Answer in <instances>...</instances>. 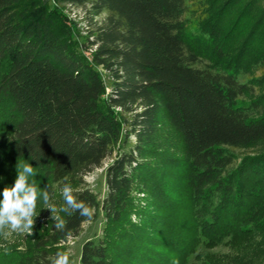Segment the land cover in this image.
<instances>
[{
	"label": "trees",
	"instance_id": "16d2710c",
	"mask_svg": "<svg viewBox=\"0 0 264 264\" xmlns=\"http://www.w3.org/2000/svg\"><path fill=\"white\" fill-rule=\"evenodd\" d=\"M187 1L0 0L8 154L40 173L41 191L62 194L67 177L94 209L90 221L63 213L65 231L53 222L26 243L23 263L50 264L100 216L103 237L83 242L79 264H183L199 245L264 227V76L239 81L264 68V0H207L194 43ZM64 7L84 12V36L63 17ZM200 56L210 62L205 68L194 67ZM242 97L250 101L239 103ZM165 124L182 141L191 211L183 231L172 229L173 261L158 231L179 204L153 163ZM107 160L100 199L84 177Z\"/></svg>",
	"mask_w": 264,
	"mask_h": 264
},
{
	"label": "rangeland",
	"instance_id": "374dc122",
	"mask_svg": "<svg viewBox=\"0 0 264 264\" xmlns=\"http://www.w3.org/2000/svg\"><path fill=\"white\" fill-rule=\"evenodd\" d=\"M207 0H188V11L185 15L186 33L190 36L192 43L194 40H200V35L204 31V10L207 7ZM63 17L74 27L76 33L84 36L86 33V22L84 12L79 9L64 7L62 9ZM249 23L243 24V30L246 31ZM201 61H198L194 67L205 68L209 65V61L200 56ZM264 76V68H257L253 71L245 72L239 76L241 83H247L252 79H261ZM255 91H260L261 87L255 85ZM250 101L248 97H242L239 103L247 104ZM7 130L0 124V193H2L5 186L14 184L17 170V163L10 157L7 151L6 134ZM133 143L134 139L130 138ZM238 157L246 154V151H235ZM159 168L165 171L164 183L162 186H170L171 192L178 202V207L175 209L173 205L167 210V217H171L169 224H164V228L158 231L163 238V251L167 255H171L172 261L176 259L177 246L170 243L173 238L172 229L183 231L187 226L191 217L189 204L187 205L186 194L183 191L184 178L182 172L185 171L184 165V148L179 135L169 126L166 125L159 132L156 140V153L153 158ZM110 160H107L101 168L95 169L93 172L84 177L86 185L96 193L100 199H103L106 194L105 185V169ZM36 172V171H35ZM41 175L36 172L32 178L35 180L37 186L40 187ZM41 190V189H40ZM51 203L59 210L63 206V197L57 190L50 192ZM143 199L142 196H139ZM2 199V195H0ZM180 206V207H179ZM61 216L63 213H59ZM37 217L35 218L34 229L29 232L20 230H11L8 226L0 229V264H25L24 252L26 243L32 238L46 232L48 227L54 222L51 220V211L46 209L42 198L38 200ZM132 222H136L134 216H131ZM167 220V219H166ZM105 221L100 216L95 222L85 223L78 237L70 238L64 244V252H67L74 264H79V255L83 242L88 239H100L103 237ZM172 231V233H171ZM158 235V234H157ZM176 235V234H175ZM234 241L225 240L219 245L205 246L199 245L194 252L189 254L183 264H256L259 261H264V227L260 228L258 234L244 233L237 234ZM27 250V249H26ZM174 257V258H173Z\"/></svg>",
	"mask_w": 264,
	"mask_h": 264
},
{
	"label": "clouds",
	"instance_id": "9594fccd",
	"mask_svg": "<svg viewBox=\"0 0 264 264\" xmlns=\"http://www.w3.org/2000/svg\"><path fill=\"white\" fill-rule=\"evenodd\" d=\"M17 175L14 184L3 188L2 199H0V229L8 226L11 230L29 232L34 229L37 215L38 200L42 198L46 209L51 211V220L55 222V229L64 232L67 221L59 213L66 216L79 214L80 217L90 221L94 215V209L87 203L80 200L77 190L67 182V177L61 185V193L64 204L57 210L51 203V196L47 189L41 191L34 179L36 172L34 167L25 162L17 163ZM68 234V233H66ZM50 264H74L67 252L58 251L50 258ZM173 264H178L174 261Z\"/></svg>",
	"mask_w": 264,
	"mask_h": 264
}]
</instances>
